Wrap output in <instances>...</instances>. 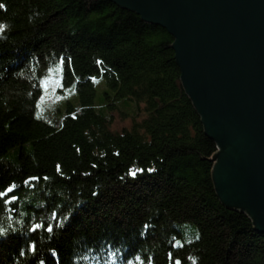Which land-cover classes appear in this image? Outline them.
<instances>
[{
	"label": "trees",
	"instance_id": "16d2710c",
	"mask_svg": "<svg viewBox=\"0 0 264 264\" xmlns=\"http://www.w3.org/2000/svg\"><path fill=\"white\" fill-rule=\"evenodd\" d=\"M0 4V192L15 186L0 197V264H264V234L217 192V143L166 29L111 0ZM60 57L80 89L102 76L142 113L113 129L90 89L57 124L37 119Z\"/></svg>",
	"mask_w": 264,
	"mask_h": 264
},
{
	"label": "water",
	"instance_id": "95a60500",
	"mask_svg": "<svg viewBox=\"0 0 264 264\" xmlns=\"http://www.w3.org/2000/svg\"><path fill=\"white\" fill-rule=\"evenodd\" d=\"M166 29L216 143L220 198L264 234V0H111Z\"/></svg>",
	"mask_w": 264,
	"mask_h": 264
},
{
	"label": "rangeland",
	"instance_id": "374dc122",
	"mask_svg": "<svg viewBox=\"0 0 264 264\" xmlns=\"http://www.w3.org/2000/svg\"><path fill=\"white\" fill-rule=\"evenodd\" d=\"M49 82L47 90L42 89L40 96L35 103V116L49 125H55L62 121L69 113L70 107L78 109L82 105L83 97H89L90 89L93 90V106L96 111L110 119L113 129H121L132 124L134 116L142 113L143 103L135 99H120L109 87L107 80L98 76L92 79L90 87L80 89L77 84V77L69 75L64 69L63 88H60L54 81L61 78L60 61L48 67L43 76ZM39 104V107L37 105ZM29 148L31 145L28 144ZM11 150L7 155L11 160L15 154Z\"/></svg>",
	"mask_w": 264,
	"mask_h": 264
},
{
	"label": "snow or ice",
	"instance_id": "6c2138e0",
	"mask_svg": "<svg viewBox=\"0 0 264 264\" xmlns=\"http://www.w3.org/2000/svg\"><path fill=\"white\" fill-rule=\"evenodd\" d=\"M5 5L3 4H0V8H4ZM6 29H5V26L0 24V32H4ZM59 61H60V73H61V78L59 80H56L54 81V83L56 85H58L60 88H63V80H64V68H65V58L64 57H60L59 58ZM99 63V62H98ZM68 64L70 65L71 64V61L69 60L68 61ZM70 71H73L74 72V69H69ZM93 80H95V77L92 78ZM48 85H49V82L46 78H40V85L39 87L41 89H44V90H47L48 88ZM40 99L43 100L44 97L43 95L40 96ZM37 107H39V104L37 105ZM144 170L143 169H137V170H130L128 175H130L131 177L135 178L137 176L138 173H142ZM33 179H39L38 177H29V180H33ZM45 179H47L45 177ZM28 181H25V183H27ZM14 185L12 186H9L7 189H5L3 192H0V197H4L6 196L8 193H11L14 191ZM95 194V193H94ZM16 199L15 196H12V200L14 201ZM48 231L51 232L52 231V228L51 226L48 227ZM175 264H181V261L179 260H176L175 261Z\"/></svg>",
	"mask_w": 264,
	"mask_h": 264
}]
</instances>
